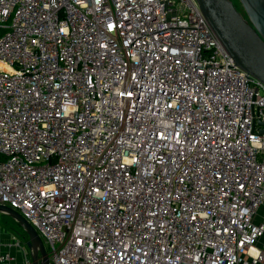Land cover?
I'll return each mask as SVG.
<instances>
[{
  "label": "built area",
  "instance_id": "built-area-1",
  "mask_svg": "<svg viewBox=\"0 0 264 264\" xmlns=\"http://www.w3.org/2000/svg\"><path fill=\"white\" fill-rule=\"evenodd\" d=\"M0 156L47 264H264V85L196 0H0Z\"/></svg>",
  "mask_w": 264,
  "mask_h": 264
},
{
  "label": "water",
  "instance_id": "water-1",
  "mask_svg": "<svg viewBox=\"0 0 264 264\" xmlns=\"http://www.w3.org/2000/svg\"><path fill=\"white\" fill-rule=\"evenodd\" d=\"M196 2L232 63L264 85V0H237L244 17L231 0ZM0 212L22 229L31 264H47L43 241L27 220L6 206L0 205Z\"/></svg>",
  "mask_w": 264,
  "mask_h": 264
},
{
  "label": "rangeland",
  "instance_id": "rangeland-1",
  "mask_svg": "<svg viewBox=\"0 0 264 264\" xmlns=\"http://www.w3.org/2000/svg\"><path fill=\"white\" fill-rule=\"evenodd\" d=\"M234 7L237 9L239 13L244 17V14L237 2V0H231ZM0 160H5L2 156H0ZM11 236H15L19 242L24 243V233L22 229L18 226V224L8 215L0 212V241L1 244L3 242L10 243ZM3 241V242H2ZM47 250V247H46Z\"/></svg>",
  "mask_w": 264,
  "mask_h": 264
},
{
  "label": "crops",
  "instance_id": "crops-1",
  "mask_svg": "<svg viewBox=\"0 0 264 264\" xmlns=\"http://www.w3.org/2000/svg\"><path fill=\"white\" fill-rule=\"evenodd\" d=\"M2 242H3V241H2ZM0 243H1V241H0ZM2 244H3V245L0 246V253H1V252H4V251H7V250L9 249V247H7L8 243L3 242ZM9 250H10V249H9Z\"/></svg>",
  "mask_w": 264,
  "mask_h": 264
},
{
  "label": "trees",
  "instance_id": "trees-1",
  "mask_svg": "<svg viewBox=\"0 0 264 264\" xmlns=\"http://www.w3.org/2000/svg\"><path fill=\"white\" fill-rule=\"evenodd\" d=\"M25 236V235H24Z\"/></svg>",
  "mask_w": 264,
  "mask_h": 264
}]
</instances>
